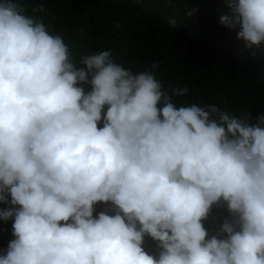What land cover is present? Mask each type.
Segmentation results:
<instances>
[{
    "label": "clouds",
    "instance_id": "9594fccd",
    "mask_svg": "<svg viewBox=\"0 0 264 264\" xmlns=\"http://www.w3.org/2000/svg\"><path fill=\"white\" fill-rule=\"evenodd\" d=\"M228 3L221 23L264 42V0ZM156 67L133 73L110 51L77 63L0 3V220L14 237L0 264H264V114L178 107ZM221 204L231 218L210 235Z\"/></svg>",
    "mask_w": 264,
    "mask_h": 264
},
{
    "label": "trees",
    "instance_id": "16d2710c",
    "mask_svg": "<svg viewBox=\"0 0 264 264\" xmlns=\"http://www.w3.org/2000/svg\"><path fill=\"white\" fill-rule=\"evenodd\" d=\"M15 2L26 15L42 20L50 34L61 36L77 63L100 51H110L114 62L133 73L149 70L155 63L156 79L178 107L215 105L237 117L264 114V42L249 45L238 36L239 25L229 28L221 23L222 16H234L228 0ZM172 19L176 25L169 23ZM183 88L187 94H174ZM108 207L97 204L96 213ZM230 218L221 204L213 206L203 223L212 235ZM12 223L0 220V254H6L14 239ZM144 247L158 255L150 237H145Z\"/></svg>",
    "mask_w": 264,
    "mask_h": 264
}]
</instances>
